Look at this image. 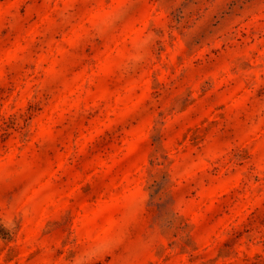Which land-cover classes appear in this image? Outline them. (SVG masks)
I'll return each mask as SVG.
<instances>
[{"label":"rangeland","instance_id":"1","mask_svg":"<svg viewBox=\"0 0 264 264\" xmlns=\"http://www.w3.org/2000/svg\"><path fill=\"white\" fill-rule=\"evenodd\" d=\"M0 264H264V0H0Z\"/></svg>","mask_w":264,"mask_h":264}]
</instances>
